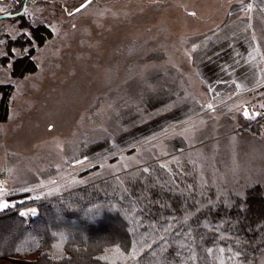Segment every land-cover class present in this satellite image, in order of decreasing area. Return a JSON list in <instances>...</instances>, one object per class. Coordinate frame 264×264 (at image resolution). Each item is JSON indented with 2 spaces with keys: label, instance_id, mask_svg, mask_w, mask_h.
Segmentation results:
<instances>
[{
  "label": "rangeland",
  "instance_id": "1",
  "mask_svg": "<svg viewBox=\"0 0 264 264\" xmlns=\"http://www.w3.org/2000/svg\"><path fill=\"white\" fill-rule=\"evenodd\" d=\"M85 1L26 0L24 19L48 28L29 58L33 68L16 73L15 57L0 56L7 87L0 88V201L14 205L7 209L27 203L19 211L36 213L41 201L101 181L123 186L152 165L195 183L176 187L192 192L183 223L217 203L233 205L253 186L264 196V86L245 94L209 86L191 62L199 37L238 15L250 16L264 47V0H91L74 11ZM0 7L10 13L0 18L6 52L21 10L14 0ZM157 201L168 206L160 194ZM260 254L255 264H264Z\"/></svg>",
  "mask_w": 264,
  "mask_h": 264
},
{
  "label": "trees",
  "instance_id": "2",
  "mask_svg": "<svg viewBox=\"0 0 264 264\" xmlns=\"http://www.w3.org/2000/svg\"><path fill=\"white\" fill-rule=\"evenodd\" d=\"M14 1L15 11H21L12 17L21 19V24L26 27L22 9L26 0ZM47 29L43 25L40 27L43 37L48 35ZM10 42L11 37L8 36L7 47ZM21 42L18 38L11 46ZM15 65L16 73L33 68L30 59ZM0 88L4 90L7 87ZM151 167L128 178L123 186L111 180L101 181L70 194L41 201L37 203V212L30 216H22L19 211L27 203L4 210L0 214V259L13 264L257 262L264 249V226L260 224L264 220V196L259 186L248 189L244 199L237 198L229 207L217 203L183 223L185 200L192 192L182 189L177 193L176 187L181 188L190 182L194 187L195 183L187 180L189 174L182 176L176 171L174 174L177 175L165 174L153 165ZM159 194L166 200L167 207H161L157 201ZM241 211L245 215L236 223L224 218ZM176 217H180L179 223L174 220ZM171 222L178 223V226L170 225ZM5 232L8 234L4 241L1 236L4 237ZM165 232L166 238L162 237ZM60 241L61 253L56 255L55 244ZM110 248L117 250L119 260L113 261L107 256ZM29 255L35 256L28 258Z\"/></svg>",
  "mask_w": 264,
  "mask_h": 264
},
{
  "label": "crops",
  "instance_id": "3",
  "mask_svg": "<svg viewBox=\"0 0 264 264\" xmlns=\"http://www.w3.org/2000/svg\"><path fill=\"white\" fill-rule=\"evenodd\" d=\"M263 51L250 16L238 15L202 34L191 62L205 84L229 85L245 94L264 86Z\"/></svg>",
  "mask_w": 264,
  "mask_h": 264
},
{
  "label": "snow or ice",
  "instance_id": "4",
  "mask_svg": "<svg viewBox=\"0 0 264 264\" xmlns=\"http://www.w3.org/2000/svg\"><path fill=\"white\" fill-rule=\"evenodd\" d=\"M83 7H86V5H81L80 8L75 9L74 11L79 12ZM249 10H251V5H249ZM6 9L4 7H0V12H4ZM10 14V13H9ZM72 14V13H70ZM24 15H28V9L24 8ZM26 27L24 25L21 26V28L17 29L18 37L13 36L11 38V42L8 47V51L6 52H0V56L4 58H8L9 55L15 57V59L9 64V67H11L14 63H18L24 59L31 58L32 51L35 50V48L38 46L39 43H42L44 40V37L40 34V23L37 21L36 26H33L32 23H28L25 21ZM18 38L22 41L18 47H12L11 43H15ZM5 43L4 41H0V44ZM218 55V53H217ZM208 108H212V105L209 104ZM243 115L246 118H251L250 114L247 111H244ZM85 160H87V157L84 158V160L77 161V163H83ZM144 171H148V169H145ZM25 191H28L27 189ZM153 203H156V200L153 199ZM14 206L12 203H10L7 200L0 201V210L7 209L9 207ZM159 207V205H157ZM35 209H29L27 211L21 212L20 215L24 216L31 213H35ZM89 211H92L89 209ZM166 231V230H165ZM163 240V238H161ZM209 251H211L209 249Z\"/></svg>",
  "mask_w": 264,
  "mask_h": 264
},
{
  "label": "water",
  "instance_id": "5",
  "mask_svg": "<svg viewBox=\"0 0 264 264\" xmlns=\"http://www.w3.org/2000/svg\"><path fill=\"white\" fill-rule=\"evenodd\" d=\"M91 0H87V1H85L83 4H81V5H87L89 2H90ZM81 5L79 6V7H77V8H80L81 7ZM76 8V9H77ZM9 14H3V15H0V18H3V17H7Z\"/></svg>",
  "mask_w": 264,
  "mask_h": 264
}]
</instances>
